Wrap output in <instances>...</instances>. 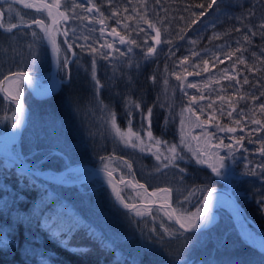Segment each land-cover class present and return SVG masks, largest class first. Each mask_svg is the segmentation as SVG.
<instances>
[{"label":"trees","instance_id":"trees-1","mask_svg":"<svg viewBox=\"0 0 264 264\" xmlns=\"http://www.w3.org/2000/svg\"><path fill=\"white\" fill-rule=\"evenodd\" d=\"M92 1L107 18L121 14L124 6L135 8L136 17L146 15L160 30L161 42L154 39L156 31L151 28L152 54H148L139 35L131 57L121 54L110 60L77 50L65 65L64 74H58L63 82L45 98H34L21 84L24 129L12 146L14 155L52 175L71 164L100 167L104 158H118L132 166L122 176L143 182L149 189L167 186L173 206L177 198L184 200L196 187L223 188L236 196L247 215L264 230V174L257 169L264 163L259 152L264 129L253 132L259 126L251 123L259 119L264 124V113L259 109L264 103V37L260 35L264 30L259 27L264 22V0H217L211 8L207 7L211 0ZM199 4L205 7H196ZM0 10L5 28L22 22L31 25L12 32L0 28V79L12 71H28L33 79L35 73H47L50 58L40 28L32 23L33 19L46 23L44 12L2 0ZM25 48L29 54L21 61L20 53ZM213 53L220 56L211 60L209 55ZM199 54L203 60L190 72L199 74L208 85V97L215 99L213 122L219 130L225 129L217 133L216 141L234 145L244 137L242 147H236L231 155L225 151L236 176L216 175L209 165L192 159L179 143L176 109L180 108L181 95L169 90L172 79L167 75L182 57ZM241 55L245 63L238 62ZM93 60L102 85L99 89L92 79ZM227 72L235 79H226ZM133 103L140 107H133ZM9 110H13L11 103L0 93V116ZM112 115L123 136L113 128ZM227 128L236 131L228 132ZM149 130L153 139L148 136ZM173 145L184 158L164 167ZM250 169H256V174H248ZM238 178L244 186L242 194L238 192ZM101 181L105 179L98 177L72 187L51 184L0 156V264H202L217 257L218 262L226 264L237 248L241 251L234 255L240 258L243 254H252L253 260L264 256L236 231L230 213L233 208L227 204L217 210V221L209 228L184 233L169 220V227L183 235L169 237L163 228L154 227L148 237L151 244L146 245L144 233L136 227L138 220L111 203V209L121 215L114 224L117 240L111 239L98 224L107 214L104 195L96 185ZM194 200L199 202L198 197ZM233 242L235 246L229 247Z\"/></svg>","mask_w":264,"mask_h":264},{"label":"rangeland","instance_id":"rangeland-1","mask_svg":"<svg viewBox=\"0 0 264 264\" xmlns=\"http://www.w3.org/2000/svg\"><path fill=\"white\" fill-rule=\"evenodd\" d=\"M46 1L50 4L58 3L60 5L59 11L64 12L66 15L69 16V19L66 20L67 21L66 23L64 22V20L62 19L60 20L59 29L62 33L64 32V30H67L68 34L66 36V39L68 41V44L72 45V48L70 49L68 47L65 48L63 43L61 42L62 39L58 31H56L55 33V38L60 48V52L58 54V61H59L58 74L60 75V77L65 72L64 58L66 57L68 61L71 52L75 53V56L77 50L87 51L91 55L98 54L101 56H103V53H108L109 54L108 58L110 60L111 57L116 58L122 53L127 55V57H131V52L132 50L135 49L134 46L135 43L134 44L128 43V41H132V40L136 41L138 35L144 41L145 46H147L145 47L147 48V50L149 47L152 46L151 45L152 30L151 28H149L148 23L145 22V20L149 21L148 17L144 15L143 17H145V20L140 19V17H136L134 13L135 8H130L129 5L124 6V10H122L121 14L117 12L116 16H113L112 18L109 17L107 18L104 15H101L102 13L100 11L96 10L97 7L94 8L92 12L85 11V8L90 6L87 3V0H46ZM73 2H75L78 5L84 4V8L76 7L73 11V9L71 8V4ZM66 3L69 6L67 9L65 8ZM134 7H136V4ZM125 10H129V11H127V13L124 14ZM0 13H2L1 10ZM111 15H113V13ZM0 17H2V15H0ZM101 19H103L104 21L103 24L99 23ZM117 20L120 21L119 24L117 23ZM109 21H112V24L109 23ZM102 28L104 30L103 34L101 33ZM113 28L116 29V32L119 35L111 34ZM39 34L43 39L44 33L41 31V29L39 30ZM129 34H132V36H130ZM120 37H124L125 39L124 43L120 42ZM106 43H111L113 47L111 49L106 47H101ZM81 45H83V47H81ZM90 47L96 48L98 51L96 53H93L90 51ZM129 49H131V51H129ZM28 54L29 52L25 48L20 53L21 58H23L21 59V61L22 60L25 61L24 59H27ZM218 56H220L218 53H213L209 55L211 60L218 58ZM202 60H203V55L201 54L190 55L188 57L184 56L176 63V67L174 68L173 72L167 75V76H171L172 79V82L170 81L172 85L169 87V90L173 93L176 92L181 95L180 108L176 109V116H177L176 128L178 132L179 143L192 159H194L195 161H197L198 159L206 160L207 162H203V163L207 165H210L215 162L211 158L212 154L214 153H218L219 156L225 157L224 167L220 169V173L228 176L229 175L231 176V174H235L234 176H236V173L233 172L234 167L230 165V163L226 160V157L228 155H225V151H228V149L225 147H220V148L216 147V145L221 143L220 141H216L215 139V138H219V135L217 133L220 132V130L216 127V125L213 122L214 114H216V107L214 106L215 99L208 97L207 95V91L209 89L208 85L207 83H205V81L202 80L199 74L190 72V68H194L195 65L198 62H201ZM45 72L47 73L34 74L33 80L35 81L38 87H43L48 79L49 71H45ZM177 76H180L181 79L178 80L176 78ZM60 77L59 76L57 77V81L60 79ZM229 77H231V73L227 72L225 74V78L228 79ZM189 85H194V87H189ZM11 87L15 91V85L13 84ZM193 97H195V100H193ZM219 102L222 101H217V103ZM209 105H211V107H209ZM189 108L192 109L191 112L188 111ZM182 120H183V125L181 124ZM0 121H1L0 139L10 138L14 132V128L12 127V125L15 123V111L9 110L2 113V115L0 116ZM182 127H183V132L181 131ZM182 137H183V142H182ZM194 153H199L201 155H195ZM106 165H107V170L113 171L116 175L119 176H122L123 173L127 170L125 162L121 159L114 157H106L103 160H101L100 167L105 168ZM78 170H80V172H77ZM44 172H46V174H51L45 170ZM87 172L88 170L85 168L74 169L70 174V176L65 178L66 180H74L83 176ZM238 179L239 180L237 182H240L239 187L241 188V190L239 189L238 192L242 194L244 191L243 190L244 186L242 187L241 179L240 178ZM96 185L98 186L99 192H101L104 195L103 201L105 207L107 208L106 216L103 219H101V221L98 222V224L108 237L117 240L118 236L114 224L118 223L119 216L121 215H119L118 213H116L111 209L112 208L111 203L114 204L113 185L109 184V180L106 179L105 181H101ZM249 186L251 187V184H249ZM160 188L167 189L168 187L163 186ZM63 196L66 197L68 195L64 194ZM121 196L124 198L125 203H136L140 201H147L149 199V196L142 189L132 190L127 186H123L121 188ZM163 199L164 200L167 199L166 195H163ZM194 199H192L190 203H184L183 199L179 200V198H177V200L181 202V204H177L176 201V206H174V208L177 209V214H179L181 211V205L184 212L195 213L197 208L202 206V201L199 200V202H197V200ZM226 204L227 203L221 200H216L215 202H213L212 209L217 213V210H219L220 208L224 209L223 207L224 205L227 206ZM138 208L143 209L141 207ZM148 210L149 211H145L144 215L142 216H137L135 214V211L130 212L131 216L138 220V222L136 223V227L140 229V232L144 233V237H145L144 241L146 245L151 244V241L148 237L152 235L153 232L152 229H154V227H158L162 229L163 227H161V225H163L164 227H169L170 225V221L167 215H165V212L163 210L160 209H157L156 211H154L153 209H148ZM230 213H231V217L233 218L234 224L237 228L236 231L240 230L244 239L250 241L249 243L253 245L254 249H257L259 252L264 253V239L246 224L244 219H242V217L236 210L232 209ZM208 220H212L213 222L217 221V219L215 220L213 214L209 215ZM233 235L235 236L236 233ZM235 244L236 243L233 242L231 245H229V247L232 248L235 246ZM242 249L245 251L244 248ZM240 251L241 250L237 248L236 251L232 252L231 258L228 259V261L225 263L226 264H264V259H262L264 256L262 258H255L253 260L252 254H250L249 256L248 255L244 256L243 254L241 258L237 257V255H234L236 254V252L240 253ZM248 252L249 251H245V254H249ZM249 259L251 262L249 261ZM218 260H219L218 257L215 259H208L204 261V263L202 264H224L222 262H218Z\"/></svg>","mask_w":264,"mask_h":264},{"label":"snow or ice","instance_id":"snow-or-ice-1","mask_svg":"<svg viewBox=\"0 0 264 264\" xmlns=\"http://www.w3.org/2000/svg\"><path fill=\"white\" fill-rule=\"evenodd\" d=\"M157 2H159V0H157ZM87 3L90 6L85 8V11L92 12L93 9L96 8V5L92 3V0H87ZM216 3H217V0H211V3L208 4L207 7L211 8L212 5L216 4ZM25 6L26 7H32V5H25ZM40 7L45 9V10H47V16L52 18V25H46L44 23L43 19H33L32 23L35 24L37 27H39L41 29V31L44 33V38H46L49 41V43L51 44L53 53L58 55L59 52H60V48H59V46L57 44V41H56V38H55V33H56V31L58 29L55 28L54 26L58 25L60 23L61 19L65 20V21L68 20L69 16L66 15L64 12H60L59 11L60 5L58 3H53V4L45 3V4L41 5ZM68 7L69 6L66 3L65 4V8L67 9ZM76 7L84 8V4H79L78 5L75 2H73L71 4V8L73 9V11H74V9ZM196 7L204 8L205 5L199 4V5H196ZM53 8L57 9V13H56L55 16L53 15V12H52ZM10 10H11V8H9V11ZM39 10H40V8H38V11ZM96 10L98 11V9H96ZM0 15H2V13H0ZM101 15H103V14H101ZM192 15L196 16L197 14L196 13H192ZM199 15H203V13H200ZM140 19L145 20V17L141 16ZM103 22H104L103 19H101L99 21V23H101V24H103ZM145 22L148 23L149 28L155 29L156 37L154 39H156L157 43H160L161 42L159 40L160 30L156 29L155 24H153V23H151V22H149L147 20H145ZM195 22H196L195 20L192 21V23H195ZM117 23L119 24L120 21L117 20ZM19 26L31 27V25H23V22H22L21 25L10 24L8 27L5 28L4 24L0 23V28H4V30L6 32H12L13 29H15V28H17ZM126 27H127V25H126ZM259 27H260V29L264 30V22H262L259 25ZM103 31L104 30L102 28L101 29V33L102 34H103ZM62 34L67 36V34H68L67 30H64V32ZM111 34L119 35L116 32L115 28L112 29V33ZM252 34L256 35L257 33L253 32ZM32 35H33V37H36L38 34L35 31H33ZM260 35H262V37H264V31H261ZM180 38L183 39V36H181ZM244 39L246 41H249V43L251 42L250 38L248 36H245ZM120 42L121 43L125 42L124 37H120ZM168 42H170V41H168ZM64 43H67V40H65ZM128 43H133L134 44V43H136V41L132 40V41H128ZM81 47H83V45H81ZM101 47H106V48L111 49L113 47V45L111 43H106V44L102 45ZM68 48L69 49L72 48V45L69 44ZM90 51L93 52V53H96L98 50L96 48H91L90 47ZM129 51H131V49H129ZM154 51H155L154 48H151V47L148 48V54H152V53H154ZM237 51H240V49H237ZM108 55H109L108 53H103V56H104L105 59L108 58ZM122 55H123V53H122ZM229 55H231V54H229ZM238 62L239 63H245L243 55H241L238 58ZM33 63H35V53H33ZM67 63H68V61H67V58L65 57L64 58V65H67ZM205 63H207V61H205ZM176 78L178 80L181 79L180 76H177ZM92 79L95 81L97 89L102 87V85L100 84V81L97 79L96 74H95V60H93ZM153 79H155V78L153 77ZM229 79H235V77H229ZM5 81H8L10 85H13V84L15 85V94L13 95L11 92H9V95L11 96V99L16 101V111L17 112H22V110H23L22 109V103L20 101V96H21L22 93H21V87L20 86H21V84L24 81H27V82L31 83L32 82V76L27 71L12 73L11 76L5 75L3 77V80H0V86H2ZM164 83L167 84V80H165ZM237 83H239V81H237ZM244 83L245 84L248 83V78L247 77L244 78ZM189 87H194V85H189ZM4 90L7 91V89H4ZM261 96H264V92H261ZM241 98L243 99V97H241ZM252 98L253 99H258V97L254 96V95H253ZM193 100H195V97H193ZM133 107H137L138 108V107H140V105L133 103ZM209 107H211V105H209ZM259 109H260V111L262 113H264V103H261L259 105ZM188 111L191 112L192 109L189 108ZM151 112H152V110L148 109V116H151ZM228 115L231 116L232 113L229 112ZM236 123L239 124L240 121L237 120ZM251 123L259 126L258 128L253 129L252 130L253 132L259 131L261 129H264V124H262L259 119H252ZM181 124L183 125V120L181 121ZM18 126H19L18 123H14L12 125L13 128H16ZM112 126H113V128H116L117 134L123 136V134L120 133V130L116 127V120H115V116L114 115H112ZM197 126H199V125H197ZM226 130L228 132H235L236 131L235 128H227ZM181 131L183 132V127L181 128ZM220 131H225V129L224 128H220ZM148 136H149L150 139H153L152 133H151L150 130L148 131ZM137 139H139V137H137ZM243 139H244V137H240V139L235 140V144L234 145H223L222 142H221V144L216 145V147L217 148H220V147L227 148L228 152H229V155H231L236 147H242L241 141ZM258 139H260V138H258ZM182 142H183V137H182ZM249 142H251V141H249ZM156 143L159 144L161 142L157 140ZM133 146H135V145H133ZM169 151L172 153V155L168 156V157H165V159L168 161V163L164 164V167H168V164L173 163L177 159H183L184 158L183 156H180L177 153L175 145H173L169 149ZM259 152H260V155L262 157H264V140L261 141V148L259 149ZM194 154L195 155H201L199 153H194ZM211 158L215 162L210 164L209 166L212 168L213 173H215L216 175H220V169L224 167L225 157H221V156H219L218 153H214V154H212ZM157 159L158 160L161 159L160 155H157ZM197 162L198 163H203V162H207V161L203 160V159H198ZM125 165L129 169H131V167H132L131 164H128L127 162H125ZM257 169L262 174H264V163L258 164L257 165ZM105 170L107 172V176L109 177V184L113 185V192L115 193L117 199L120 201L121 204H123V206L125 208L129 209L130 211H135V214L137 216H142V215H144L145 211H149L147 209H140L135 204L125 203L124 202V198L121 196L120 192L116 190L115 184H113V172L107 170V165L105 166ZM183 171H184V169H181V172H183ZM248 174L255 175L256 174V169H250ZM119 182L123 183L124 182V178L120 177V181ZM138 186L140 188H142V189H144V187H145L144 185H138ZM146 191L147 190L145 189V192ZM160 191L164 192L166 196L170 195V192H171L170 189H162ZM214 191H215L214 189L196 187V188L188 191L187 195H185V197H184V203H190L193 198H197V197L199 198L200 201H202V206L198 207L195 213L184 212L183 209H182V205H181V211H180L179 214H177V209L173 208L169 204V205H167V207L170 209V211H166L165 215H167L169 220L175 219V223L179 225L180 229H183L185 232L191 231V230H193V229H195V228L200 226V224H198L197 222L206 223L208 221V213L210 211V206H211V203H212V199L211 198L213 196V192ZM205 192H206V195L203 194ZM153 195H155V193H153ZM177 204H181V202L179 200H177ZM161 227H163L164 233H166L169 237H175L177 235H183V233L179 232V230H177V229L164 227L163 225H161ZM152 231H155V229H152ZM3 246L4 247L8 246L6 241L3 242ZM45 264H46V262H45Z\"/></svg>","mask_w":264,"mask_h":264},{"label":"water","instance_id":"water-1","mask_svg":"<svg viewBox=\"0 0 264 264\" xmlns=\"http://www.w3.org/2000/svg\"><path fill=\"white\" fill-rule=\"evenodd\" d=\"M3 1L15 4V5L23 7V8L36 10V11H38V8H40L39 11H44L45 14H46V18H47V24L46 25H52V18L47 16V10H45V9L40 7L41 5L47 3L44 0H3ZM25 3H32L33 6L32 7H26ZM47 4H49V3H47ZM54 9H56V8L52 9L53 15H54ZM54 27H58V25H55ZM43 39H44L45 46L47 47V50H48V53H49V56H50V59H51V71H50L49 78H48V80H47V82H46V84H45V86L43 88L37 87L34 84L33 80H32L31 83H29L27 81L23 82V84L26 87V89L35 98H44V97H47V96L51 95L55 91L57 86H58V84L56 83L57 70H58V66H59L58 55L53 53L52 46L49 43V41L46 38H43ZM63 39H64V41L66 40L65 38H63ZM65 45L68 46L67 43H65ZM73 56H74V54L72 55V58H73ZM16 72H22V71H14V72L8 73L6 75L11 76L12 73H16ZM3 77H2L1 80H3ZM4 89H7V91H5ZM0 91L12 103V105H13V107L15 109V123H18V125H19L18 127H16L14 129V134H13V136L10 139H0V148L1 147L5 148V151H1L0 150V156H3L5 158H7V159L12 160L21 169L29 172L30 174L34 175L35 177H38V178H40V179H42V180H44L46 182H49V183L59 184V185L67 186V187L73 186V185H76V184H81V183H83V182H85V181H87L89 179L95 178V177H103V178H106V179L109 180V177L107 176V172H106V170L104 168L91 166L89 164H73V165H70L67 168H65L59 175H57V176H49V175H46L42 171H39V170H36V169L30 167L25 162H23L21 159L16 157L11 151V146L13 144H15L17 142V140L21 136L22 129H23L24 113H23V110H22V112H17L16 111V101L11 99V96L9 95V92H11L13 95L15 93L12 90L11 85L9 84L8 81H5L4 84L2 86H0ZM20 101H21V99H20ZM21 103H22V101H21ZM22 109H23V103H22ZM82 165H84V166L89 168V171H88V173L86 175H84L83 177H81L79 179L72 180V181L63 180V176H64V174L67 171L72 170V169H74L76 167H79V166H82ZM119 181H120V179L117 178L114 175V173H113V184H115V187H116L117 191L120 192V188L124 184H128L131 189H142L138 185H144L145 187H144L143 190L145 191V189H146L147 191L145 193L150 197V200H147V201H140V202H137V203H128V204H135L137 207H142L144 209H148V208H151L152 206H156V207L161 208L164 211H170V209L167 207V205L170 204L172 206L171 194L167 196L168 199L166 201L165 200L164 201H157L156 200L157 199V193L154 192L153 190L148 189L147 186L144 183L135 182V181H133L132 179H130L128 177H124V182L123 183H120ZM213 189L215 191L213 192V196L211 198L212 202H213L214 199L220 198L223 201H225L226 203H228L231 207L237 209L240 212V214L242 215V217L247 221V223L251 227H253L255 230H257L262 235V237L264 238V231L253 220H251L247 216L244 208L237 201V199L233 195V193H231V192H229V191H227L225 189H222V188H213ZM153 193H155V195H153ZM113 201L122 210L130 211L129 209L125 208L123 206V204H121L119 202V200L117 199V197H116L114 192H113ZM212 213H214V212H213V210H212V208L210 206V211L208 213V216L210 214H212ZM171 221L179 230L185 232L183 229L179 228L178 224L175 223V219H173ZM197 223L200 224L199 227H197V228H195V229H193L191 231H188L186 233H191V232H195V231H199V230L205 229L207 227V225H209V224H207V222L206 223L197 222Z\"/></svg>","mask_w":264,"mask_h":264},{"label":"bare ground","instance_id":"bare-ground-1","mask_svg":"<svg viewBox=\"0 0 264 264\" xmlns=\"http://www.w3.org/2000/svg\"><path fill=\"white\" fill-rule=\"evenodd\" d=\"M25 5H32V6H33V4H32V3H25ZM56 13H57V10H56V9H54V15H56Z\"/></svg>","mask_w":264,"mask_h":264}]
</instances>
